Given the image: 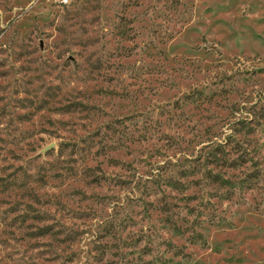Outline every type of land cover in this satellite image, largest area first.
Segmentation results:
<instances>
[{
  "label": "rangeland",
  "instance_id": "rangeland-1",
  "mask_svg": "<svg viewBox=\"0 0 264 264\" xmlns=\"http://www.w3.org/2000/svg\"><path fill=\"white\" fill-rule=\"evenodd\" d=\"M0 264H264V0H0Z\"/></svg>",
  "mask_w": 264,
  "mask_h": 264
}]
</instances>
